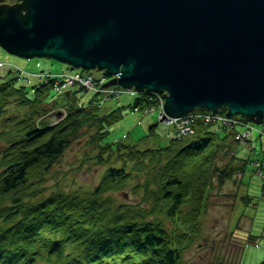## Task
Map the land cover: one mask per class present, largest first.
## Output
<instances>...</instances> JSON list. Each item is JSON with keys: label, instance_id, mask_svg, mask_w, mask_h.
Here are the masks:
<instances>
[{"label": "trees", "instance_id": "obj_1", "mask_svg": "<svg viewBox=\"0 0 264 264\" xmlns=\"http://www.w3.org/2000/svg\"><path fill=\"white\" fill-rule=\"evenodd\" d=\"M76 71H96L100 81L105 70ZM19 82L10 73L0 76V264H181L200 233L215 172L222 184L246 168L247 160L232 156L238 144L232 132L200 124L194 135L164 146H113L106 138L123 107L105 114L100 108L123 94L105 97L95 87L70 84L56 89L54 79L31 92ZM136 95L129 107L154 106L148 91ZM49 102L65 107L57 122L50 121ZM12 103L18 115L4 116ZM83 129H94L88 144L98 149L99 164L108 163L99 181L85 191L57 182L45 191L48 175ZM224 157L229 160L217 166ZM133 181L141 200L118 201L115 195ZM262 188L264 194V182Z\"/></svg>", "mask_w": 264, "mask_h": 264}, {"label": "water", "instance_id": "obj_2", "mask_svg": "<svg viewBox=\"0 0 264 264\" xmlns=\"http://www.w3.org/2000/svg\"><path fill=\"white\" fill-rule=\"evenodd\" d=\"M0 46L165 91L163 118L264 122V0H17L0 4Z\"/></svg>", "mask_w": 264, "mask_h": 264}, {"label": "rangeland", "instance_id": "obj_3", "mask_svg": "<svg viewBox=\"0 0 264 264\" xmlns=\"http://www.w3.org/2000/svg\"><path fill=\"white\" fill-rule=\"evenodd\" d=\"M2 54L15 60L22 66L21 68L28 72L32 81L26 82L25 85L31 92H33V86L42 82V80L35 81L37 79L35 76H38L35 73L58 74L69 69L66 63L53 58H23L8 53L0 46V59L3 58ZM37 61L39 63L36 64ZM0 62L5 63L1 60ZM96 73L98 72L93 71V74ZM84 75H88V72H84ZM136 96V94H123L120 98L106 101L100 108V112L105 114L117 107H123V117L110 128L106 141L113 143V146L120 142H123V145H136L139 150L166 145L168 143L166 135L173 134L174 126L159 120L160 110L158 108L147 111V109L134 110L129 107ZM14 106V103L9 105L4 116L18 115ZM45 106L51 110L49 112L51 122H57L65 115V107L61 103L49 102ZM255 126L256 131L252 133L250 142H245L249 144H238V148L236 145L232 150V156L238 154L239 157L247 160L245 170L236 173L222 184L218 180L220 174L218 171L212 177V187L209 189L206 205L201 215L200 233L183 253L181 264H259L264 260V194L262 188L264 175H260V170H257L255 166L257 160H262L264 157V124L256 123ZM261 131L263 133L260 135ZM93 132L94 129H83L71 143L54 166L53 172L48 175L45 191H49L51 187L55 188L52 185L56 182L67 191L73 189L85 191L97 184L108 163L99 164L96 158L98 149L88 144ZM232 136L236 141L235 130ZM241 140L243 139L239 142ZM228 160L229 157L221 158L217 166L224 165ZM134 184V181L131 182L124 192L116 194L117 200L123 203L140 201L142 190L134 192ZM247 196L250 199L245 200L244 197ZM171 227L175 228L173 224Z\"/></svg>", "mask_w": 264, "mask_h": 264}, {"label": "built area", "instance_id": "obj_4", "mask_svg": "<svg viewBox=\"0 0 264 264\" xmlns=\"http://www.w3.org/2000/svg\"><path fill=\"white\" fill-rule=\"evenodd\" d=\"M120 76V73L116 74V76ZM106 80L103 77L100 81H97L94 77L90 75H84L80 72H72V73H63L55 78V86L56 89H59L60 85L70 84V85H77L82 87H95L96 92L101 93L105 97L108 96H115L119 97L124 93H131V94H139L145 91H139L135 88H105L101 84L104 83ZM148 90H146L147 92ZM149 99L154 100V108H158L160 110V117L164 112V102L166 100L164 92L159 91H148ZM152 109V110H153ZM235 116L238 118L235 119ZM204 122L206 124H214L218 129L226 127V128H233L236 130L237 138L243 139L242 142H245L246 139L256 131L255 124L251 123L246 119V117L242 115H230L227 116L223 112L212 113L210 111H193L186 114H183L179 117H170L167 119V122L173 124L175 127V131L172 135L168 137L174 138H182L186 135L193 134L195 131V125L198 122ZM237 129H239V133H237ZM256 166L258 168L264 169V159L263 161H257ZM260 174H263V171H260Z\"/></svg>", "mask_w": 264, "mask_h": 264}, {"label": "crops", "instance_id": "obj_5", "mask_svg": "<svg viewBox=\"0 0 264 264\" xmlns=\"http://www.w3.org/2000/svg\"><path fill=\"white\" fill-rule=\"evenodd\" d=\"M1 56H3V58L0 59L1 61H5L7 63L19 65L15 60L9 59L8 57H6L3 54ZM37 63H39V62L37 61L36 64ZM20 67H22V66H20ZM9 73H11V76H16L17 75L14 71H10L9 67L4 66V65L0 66V76H4V75L9 74ZM30 81H32L31 78H30ZM35 81H38V79H35Z\"/></svg>", "mask_w": 264, "mask_h": 264}, {"label": "flooded vegetation", "instance_id": "obj_6", "mask_svg": "<svg viewBox=\"0 0 264 264\" xmlns=\"http://www.w3.org/2000/svg\"><path fill=\"white\" fill-rule=\"evenodd\" d=\"M16 0H0V4H13Z\"/></svg>", "mask_w": 264, "mask_h": 264}]
</instances>
